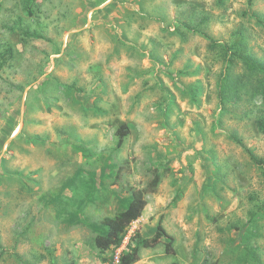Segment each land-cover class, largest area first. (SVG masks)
Masks as SVG:
<instances>
[{
    "label": "rangeland",
    "instance_id": "374dc122",
    "mask_svg": "<svg viewBox=\"0 0 264 264\" xmlns=\"http://www.w3.org/2000/svg\"><path fill=\"white\" fill-rule=\"evenodd\" d=\"M30 1L0 0V264H118L160 223L136 264H264V0Z\"/></svg>",
    "mask_w": 264,
    "mask_h": 264
},
{
    "label": "trees",
    "instance_id": "16d2710c",
    "mask_svg": "<svg viewBox=\"0 0 264 264\" xmlns=\"http://www.w3.org/2000/svg\"><path fill=\"white\" fill-rule=\"evenodd\" d=\"M34 1L35 0H31L29 5L31 6ZM242 59L243 63L249 70L264 72V67L252 57H243ZM258 126L261 132L264 133V118L259 120ZM128 134L129 129L125 127V125L122 126L118 131L120 137L119 145L122 144L123 139L128 136ZM158 183L159 177L157 176L146 190H134L127 201L125 210L114 217L105 218L102 222V226L96 227V230H99V234L95 239V245L101 253L116 251L123 246L124 241L128 237L131 226L143 216L147 206L146 194L154 193ZM163 239L169 240L166 245V253L173 255L175 253L173 249L174 239L167 234L161 223L155 234L151 237H143L139 232H136L129 240L127 246L128 250H123L120 253L118 264L138 263L140 261V253L142 249H155L162 244ZM114 261V259L111 260V262Z\"/></svg>",
    "mask_w": 264,
    "mask_h": 264
}]
</instances>
